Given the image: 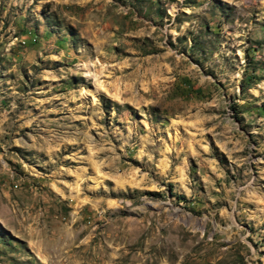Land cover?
I'll return each instance as SVG.
<instances>
[{
    "label": "rangeland",
    "instance_id": "1",
    "mask_svg": "<svg viewBox=\"0 0 264 264\" xmlns=\"http://www.w3.org/2000/svg\"><path fill=\"white\" fill-rule=\"evenodd\" d=\"M0 264H264V0H0Z\"/></svg>",
    "mask_w": 264,
    "mask_h": 264
}]
</instances>
